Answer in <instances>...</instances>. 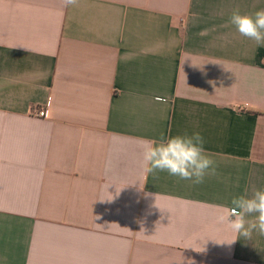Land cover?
I'll return each instance as SVG.
<instances>
[{
  "label": "crops",
  "instance_id": "0c3cea01",
  "mask_svg": "<svg viewBox=\"0 0 264 264\" xmlns=\"http://www.w3.org/2000/svg\"><path fill=\"white\" fill-rule=\"evenodd\" d=\"M236 8L264 0H0V264H264V236L217 243L264 188V46ZM169 130L217 174H146Z\"/></svg>",
  "mask_w": 264,
  "mask_h": 264
},
{
  "label": "clouds",
  "instance_id": "9594fccd",
  "mask_svg": "<svg viewBox=\"0 0 264 264\" xmlns=\"http://www.w3.org/2000/svg\"><path fill=\"white\" fill-rule=\"evenodd\" d=\"M61 2L64 7H71L76 6L79 0ZM227 23L257 46H264V9L245 14L236 8ZM160 99L157 98L158 101ZM204 145L205 139L200 132L172 135L170 130L168 133L162 131L158 138L144 140L140 146L143 170L154 178L158 173H167L194 185L202 184L206 177L217 174L216 161L207 153ZM230 204L221 209L216 222L227 225L235 237L217 243L231 245L241 237L250 240L254 232L264 236V188L254 189L251 195L245 189L242 194L233 196ZM190 264L195 262L190 261Z\"/></svg>",
  "mask_w": 264,
  "mask_h": 264
},
{
  "label": "built area",
  "instance_id": "2783aa9c",
  "mask_svg": "<svg viewBox=\"0 0 264 264\" xmlns=\"http://www.w3.org/2000/svg\"><path fill=\"white\" fill-rule=\"evenodd\" d=\"M31 113L39 118H46L47 117V108L43 109H32Z\"/></svg>",
  "mask_w": 264,
  "mask_h": 264
}]
</instances>
